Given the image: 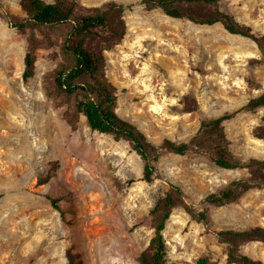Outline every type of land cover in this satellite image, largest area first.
<instances>
[{"label": "rangeland", "instance_id": "1", "mask_svg": "<svg viewBox=\"0 0 264 264\" xmlns=\"http://www.w3.org/2000/svg\"><path fill=\"white\" fill-rule=\"evenodd\" d=\"M76 1L88 8L126 6L127 35L105 53L120 117L160 146L188 142L203 121L232 114L224 122L232 152L246 163L264 161V140L254 134L264 125V108L244 110L264 93V62L255 43L221 24L147 11L141 0ZM20 3L0 0V264H68V252L81 264H139L154 236L150 212L171 185L200 211L208 195L249 176L220 169L207 156L162 152L154 181L146 183L144 163L127 142L92 131L82 115L75 128L68 123L64 113L74 99L55 91L51 80L63 62L61 32L15 29L27 17ZM222 9L264 34V0H226ZM32 34L35 73L24 82ZM208 209L207 224L174 210L164 233L169 262L226 264L217 233L264 228V189ZM240 252L264 262L259 242Z\"/></svg>", "mask_w": 264, "mask_h": 264}, {"label": "trees", "instance_id": "2", "mask_svg": "<svg viewBox=\"0 0 264 264\" xmlns=\"http://www.w3.org/2000/svg\"><path fill=\"white\" fill-rule=\"evenodd\" d=\"M226 0H141L147 11L160 10L167 17L187 20L197 25L221 24L231 35L251 40L257 46L264 62V34H257L249 26L237 22L222 9ZM21 8L27 17L24 22L13 27L20 32L47 31L61 32L60 49L63 62L51 75L55 91L74 99L72 110L64 116L72 127H76L78 117L84 116L89 128L99 134L112 136L117 142L125 141L131 150L143 161V180L152 183L156 175V165L162 152L179 156H207L218 168L236 171L247 170L249 176L232 181L226 187L208 195L205 208L196 210L188 204L182 188L171 185L167 193L158 200L150 216L154 236L148 247L141 253L139 264H177L169 262L164 233L176 209H183L198 223L207 224L209 207L220 208L238 202L253 189H264V161L253 159L243 162L232 152L224 122L234 116L203 121L197 133L184 143L164 140L160 146L152 144L146 135L134 124L124 120L117 113V87L106 75L105 53L119 46L127 35L124 21L126 6L110 2L101 7H85L76 0H21ZM130 8H132L130 6ZM35 37L28 38L25 55L23 81L28 82L35 73ZM51 43V39L48 38ZM264 108V93L252 98L244 110L254 112ZM264 122V117H263ZM255 137L264 140V125L255 130ZM3 195H0V199ZM51 200V198H49ZM60 211L55 200H51ZM218 240L226 247V264H264L240 252L242 245L259 242L264 245V228L256 227L246 231H220ZM68 264H81L68 252ZM198 264H216L202 258Z\"/></svg>", "mask_w": 264, "mask_h": 264}]
</instances>
